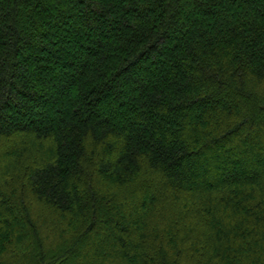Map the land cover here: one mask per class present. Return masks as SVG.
<instances>
[{
	"label": "trees",
	"instance_id": "obj_1",
	"mask_svg": "<svg viewBox=\"0 0 264 264\" xmlns=\"http://www.w3.org/2000/svg\"><path fill=\"white\" fill-rule=\"evenodd\" d=\"M0 264H264V0H0Z\"/></svg>",
	"mask_w": 264,
	"mask_h": 264
},
{
	"label": "rangeland",
	"instance_id": "obj_2",
	"mask_svg": "<svg viewBox=\"0 0 264 264\" xmlns=\"http://www.w3.org/2000/svg\"><path fill=\"white\" fill-rule=\"evenodd\" d=\"M227 101H229V100H227ZM227 101H225V102H227ZM111 111H112V109H111ZM118 118H119V116H118ZM36 207H37V211H38L39 214H40V217H42L43 214L48 213V211L50 210V209L47 208V207L44 208L42 204H39V205L36 204ZM43 218H45V216H44ZM57 225H58V227H55V229H52V231H54V230H58V228H59V230H60L61 226H63L61 223H57ZM81 257H83V255H79V256L75 257L74 259H80ZM81 259H84V257L81 258Z\"/></svg>",
	"mask_w": 264,
	"mask_h": 264
}]
</instances>
